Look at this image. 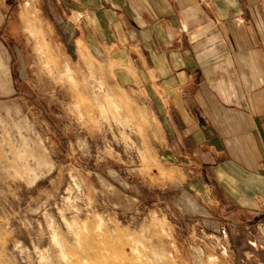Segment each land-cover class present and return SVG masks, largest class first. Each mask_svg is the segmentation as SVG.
Here are the masks:
<instances>
[{
    "label": "rangeland",
    "instance_id": "1",
    "mask_svg": "<svg viewBox=\"0 0 264 264\" xmlns=\"http://www.w3.org/2000/svg\"><path fill=\"white\" fill-rule=\"evenodd\" d=\"M57 4L0 0V264H260L253 219L190 189L158 107Z\"/></svg>",
    "mask_w": 264,
    "mask_h": 264
},
{
    "label": "crops",
    "instance_id": "2",
    "mask_svg": "<svg viewBox=\"0 0 264 264\" xmlns=\"http://www.w3.org/2000/svg\"><path fill=\"white\" fill-rule=\"evenodd\" d=\"M52 1L71 38L158 107L190 189L243 211L235 225L253 219L264 255V0Z\"/></svg>",
    "mask_w": 264,
    "mask_h": 264
},
{
    "label": "bare ground",
    "instance_id": "3",
    "mask_svg": "<svg viewBox=\"0 0 264 264\" xmlns=\"http://www.w3.org/2000/svg\"><path fill=\"white\" fill-rule=\"evenodd\" d=\"M21 15H22L23 21L29 23L30 27H33L35 29L33 31H38V30L41 31V28H39V27L37 30V16H36V13H35L33 7L30 4L26 5L23 8ZM78 53L81 54L80 49H79ZM28 147H30V142L27 138H23L21 143L17 144V148H20L21 150H23L24 148H28ZM39 175L40 174L37 171H33L31 173L33 180L37 179L39 177Z\"/></svg>",
    "mask_w": 264,
    "mask_h": 264
}]
</instances>
